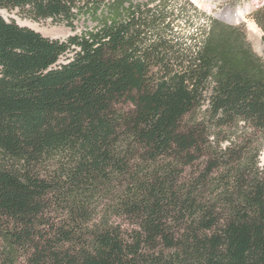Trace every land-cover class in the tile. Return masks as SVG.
I'll list each match as a JSON object with an SVG mask.
<instances>
[{"label": "trees", "instance_id": "1", "mask_svg": "<svg viewBox=\"0 0 264 264\" xmlns=\"http://www.w3.org/2000/svg\"><path fill=\"white\" fill-rule=\"evenodd\" d=\"M0 10L91 23L50 40L0 14V264H264V63L242 27L190 0Z\"/></svg>", "mask_w": 264, "mask_h": 264}, {"label": "rangeland", "instance_id": "2", "mask_svg": "<svg viewBox=\"0 0 264 264\" xmlns=\"http://www.w3.org/2000/svg\"><path fill=\"white\" fill-rule=\"evenodd\" d=\"M192 2L203 12L206 13L207 17L215 18L216 15L219 13H228V10H231V18L233 21V26L235 27H242L243 34L245 35V43L250 48L252 53L264 63V46L262 39L264 38V32L256 26L253 19L251 18V13L259 6L264 5V0H192ZM1 16L6 20L10 21L13 20L17 25L20 27L29 28L33 31L28 24H35L40 27L43 31H35L42 35L44 38L50 40H65L70 36L80 35L81 33L85 32L89 26H91L90 22H87L84 18H80V20L74 23L75 28L71 30L65 27L63 24L55 23L52 20H46L39 23L32 22L26 19L23 14H21L18 10H14L12 12L2 11L0 10ZM190 14V13H189ZM192 14V13H191ZM193 15V14H192ZM216 19V18H215ZM208 23L206 18L202 17L200 23ZM203 23V24H205ZM183 24V23H182ZM254 24L256 27V35L251 38L249 33V25ZM51 31H58V35L50 34ZM190 32H192L190 30ZM250 37L251 41L248 40ZM257 41V42H256ZM260 47L259 53H257V48ZM259 49V48H258ZM257 51V52H256ZM70 55L68 54L65 57H62L59 60V63H63L67 57ZM259 165L264 166V146L259 154Z\"/></svg>", "mask_w": 264, "mask_h": 264}, {"label": "bare ground", "instance_id": "3", "mask_svg": "<svg viewBox=\"0 0 264 264\" xmlns=\"http://www.w3.org/2000/svg\"><path fill=\"white\" fill-rule=\"evenodd\" d=\"M231 14H228V16L231 18V16H230ZM232 19V18H231ZM236 21H239V20H236ZM236 21H234V22H236ZM29 25V27H31L32 29H34L35 31H43L42 29H40V27L38 26V25H35V24H28ZM249 29V33H250V36H251V38H253L254 39V37H255V35H256V27H255V25L254 24H250L249 25V27H248ZM50 34H52V35H58V31L56 32V31H51L50 32ZM257 42V41H256ZM259 48V49H258ZM258 48H257V51L258 52H261L260 51V47L258 46Z\"/></svg>", "mask_w": 264, "mask_h": 264}, {"label": "water", "instance_id": "4", "mask_svg": "<svg viewBox=\"0 0 264 264\" xmlns=\"http://www.w3.org/2000/svg\"><path fill=\"white\" fill-rule=\"evenodd\" d=\"M228 11H229L228 13H223V12L219 13L218 15L215 16V18L223 23L233 25L234 21L228 16V14L231 13V10ZM248 40L251 41L250 37L248 38Z\"/></svg>", "mask_w": 264, "mask_h": 264}]
</instances>
